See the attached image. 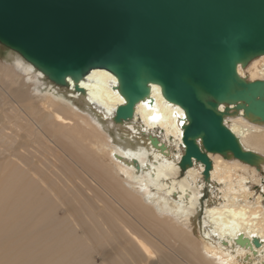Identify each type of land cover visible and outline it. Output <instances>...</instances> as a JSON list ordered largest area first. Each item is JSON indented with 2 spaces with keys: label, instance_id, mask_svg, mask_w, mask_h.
Instances as JSON below:
<instances>
[{
  "label": "bare ground",
  "instance_id": "6f19581e",
  "mask_svg": "<svg viewBox=\"0 0 264 264\" xmlns=\"http://www.w3.org/2000/svg\"><path fill=\"white\" fill-rule=\"evenodd\" d=\"M236 71L264 80V54ZM123 103L105 68L57 84L0 57V264H264V123L230 104L225 126L259 158L209 152L204 178L180 169L183 111L157 84L116 122Z\"/></svg>",
  "mask_w": 264,
  "mask_h": 264
},
{
  "label": "water",
  "instance_id": "95a60500",
  "mask_svg": "<svg viewBox=\"0 0 264 264\" xmlns=\"http://www.w3.org/2000/svg\"><path fill=\"white\" fill-rule=\"evenodd\" d=\"M0 45L57 84L92 68L109 70L125 100L116 122L131 118L150 83L157 84L183 111L181 170L194 159L207 178L209 152L250 164L259 158L223 117L232 104L264 123V80L236 71L264 54V0H0ZM235 242L250 245L240 234Z\"/></svg>",
  "mask_w": 264,
  "mask_h": 264
},
{
  "label": "rangeland",
  "instance_id": "374dc122",
  "mask_svg": "<svg viewBox=\"0 0 264 264\" xmlns=\"http://www.w3.org/2000/svg\"><path fill=\"white\" fill-rule=\"evenodd\" d=\"M11 50H8L7 48H5V47H3L2 45H0V57L1 58H3V57H5L9 52H10ZM205 198H206V196H207V192H205ZM203 195V196H204ZM203 199H204V197H203Z\"/></svg>",
  "mask_w": 264,
  "mask_h": 264
}]
</instances>
